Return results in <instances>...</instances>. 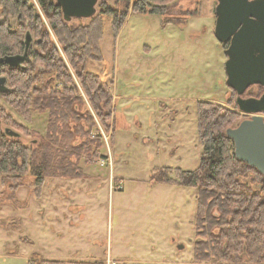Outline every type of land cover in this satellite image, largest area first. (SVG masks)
I'll use <instances>...</instances> for the list:
<instances>
[{"label":"rangeland","instance_id":"obj_1","mask_svg":"<svg viewBox=\"0 0 264 264\" xmlns=\"http://www.w3.org/2000/svg\"><path fill=\"white\" fill-rule=\"evenodd\" d=\"M31 1L62 52L38 0ZM100 1L105 4H97L93 17L71 22L85 24L94 18L103 24L104 61L87 63V70L101 76L113 98L110 131L101 129L103 154L92 165L81 161L86 174L82 179H47L40 200L32 177L14 192L3 186L0 176V264H29L34 256L98 259L104 264H194L197 190L153 177L163 167L175 173L200 166V102L239 111L237 95L226 83V50L215 35L218 0H175L166 7L173 21L167 25L160 15L131 9L116 40L113 18L101 8L121 12L125 3ZM42 37L35 35L34 42ZM62 56L66 60L64 52ZM263 92L253 85L244 97ZM87 102L85 108L96 117ZM0 106L14 121L3 123V128L19 132L25 144L46 134L47 114H34L29 124L1 92ZM239 114L231 127L251 118ZM16 122L36 133H25ZM97 124L100 128L98 119Z\"/></svg>","mask_w":264,"mask_h":264},{"label":"trees","instance_id":"obj_2","mask_svg":"<svg viewBox=\"0 0 264 264\" xmlns=\"http://www.w3.org/2000/svg\"><path fill=\"white\" fill-rule=\"evenodd\" d=\"M122 1L125 8L121 12L101 8L103 14L113 18L115 40L131 9L133 13L160 15L163 24H173L166 7L175 0ZM131 2L133 6L129 8ZM38 3L62 52L31 0H0V57L23 53L26 33L33 36L25 68L1 65L0 77H6L9 89L4 96L29 124L36 113L47 114L48 119L46 134L41 135L40 141L25 144L21 137L5 133L3 123L14 121L0 106V176L3 186L14 192L24 185L27 177H32L33 192L40 200L47 179H82L86 174L81 161L92 165L101 158L104 138L101 129L110 131L113 98L101 76L87 70L89 60L104 61L100 47L104 37L102 21L93 18L85 24L67 22L56 0ZM104 4L100 1L99 8ZM34 34L43 36L42 40L35 43ZM223 47L226 49L228 45ZM47 74L50 75L46 79ZM86 99L96 117L85 108ZM239 115V111L223 105L200 102L198 134L203 145L200 166L195 171L178 168L175 173L163 167L153 177L156 182L197 190L194 264H264V174L236 157L234 141L227 135ZM19 125L27 134L36 133L27 131L29 126ZM29 264L104 262L34 256Z\"/></svg>","mask_w":264,"mask_h":264},{"label":"water","instance_id":"obj_3","mask_svg":"<svg viewBox=\"0 0 264 264\" xmlns=\"http://www.w3.org/2000/svg\"><path fill=\"white\" fill-rule=\"evenodd\" d=\"M56 1L64 19L71 22L93 17L100 0ZM215 13V35L223 45H228L226 83L237 94L239 112L251 115L238 126L229 128L227 135L234 141L236 157L264 174V92L260 97H244L253 85L264 90V0H218ZM32 42L33 36L27 32L24 52L0 57V67L5 64L10 68H25ZM6 83V77L1 76L2 94L9 92ZM5 133L21 137L12 128H5Z\"/></svg>","mask_w":264,"mask_h":264},{"label":"flooded vegetation","instance_id":"obj_4","mask_svg":"<svg viewBox=\"0 0 264 264\" xmlns=\"http://www.w3.org/2000/svg\"><path fill=\"white\" fill-rule=\"evenodd\" d=\"M1 68V67H0Z\"/></svg>","mask_w":264,"mask_h":264}]
</instances>
